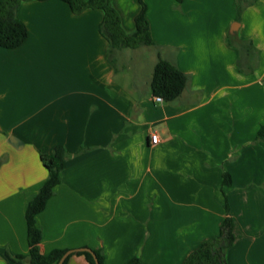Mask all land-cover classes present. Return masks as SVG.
Here are the masks:
<instances>
[{"label":"crops","instance_id":"obj_1","mask_svg":"<svg viewBox=\"0 0 264 264\" xmlns=\"http://www.w3.org/2000/svg\"><path fill=\"white\" fill-rule=\"evenodd\" d=\"M112 3L133 32L139 0ZM145 3L162 56L188 75L175 102L151 89L157 47L109 57L102 9L20 4L28 37L0 45V264H29L26 207L48 177L40 153L59 144L69 156L37 217L42 254L90 247L104 264H184L231 217L227 263L264 264V0H245L239 21L237 0ZM247 41L260 52L252 72L238 66ZM66 264L90 263L74 252Z\"/></svg>","mask_w":264,"mask_h":264},{"label":"trees","instance_id":"obj_2","mask_svg":"<svg viewBox=\"0 0 264 264\" xmlns=\"http://www.w3.org/2000/svg\"><path fill=\"white\" fill-rule=\"evenodd\" d=\"M23 1L28 0H0V45L6 48H16L24 43L28 37V28L18 15V8ZM70 5L72 10L80 13L88 8L102 9L105 12L101 24V31L108 39L110 46L108 55L112 58L118 51L124 48H137L140 46H154L158 48L159 60L155 65L151 89L155 96H160L166 102L177 101L188 83V75L182 71L175 60H169L162 56L160 46L155 43L150 30V22L146 16L147 4L145 0H139L141 9L136 16V27L131 33L126 32L122 25L118 10L112 0H63ZM182 2L183 0H177ZM255 1V0H254ZM238 21L246 7L245 0H237ZM240 58L238 66L240 70L252 72L255 59L260 55L259 50L252 42H243L238 46ZM258 139L264 140V124L258 132ZM69 152L64 145H57L51 153H40V157L48 170V177L39 191L29 201L26 212V224L28 242L30 246L29 264H57L66 250L56 249L50 254L40 252L39 244L43 238V230L38 225L37 217L45 209L48 200L55 194L56 188L61 183V174L64 170ZM231 177L224 175V184L229 185ZM236 241L235 221L227 217L222 225L221 235L217 238L207 239L194 250L184 264H228L226 259L227 249ZM100 261L104 264L105 257L100 249H93ZM77 254L85 255L90 264H96L94 256L90 252L81 251ZM26 258L17 256L12 261ZM70 256L65 260L66 264ZM125 264H144L139 256H134Z\"/></svg>","mask_w":264,"mask_h":264},{"label":"water","instance_id":"obj_3","mask_svg":"<svg viewBox=\"0 0 264 264\" xmlns=\"http://www.w3.org/2000/svg\"><path fill=\"white\" fill-rule=\"evenodd\" d=\"M81 251H86V252H90L95 259L96 264H100L99 258L96 254V252L90 248V247H80V248H75V249H70L68 251H66L62 257L60 258V260L58 261L57 264H64L65 260L74 252H81Z\"/></svg>","mask_w":264,"mask_h":264},{"label":"built area","instance_id":"obj_4","mask_svg":"<svg viewBox=\"0 0 264 264\" xmlns=\"http://www.w3.org/2000/svg\"><path fill=\"white\" fill-rule=\"evenodd\" d=\"M155 98L158 101H163L162 97H160V96H156ZM158 142H159V134L156 132H152L151 133V143L153 145H156Z\"/></svg>","mask_w":264,"mask_h":264},{"label":"rangeland","instance_id":"obj_5","mask_svg":"<svg viewBox=\"0 0 264 264\" xmlns=\"http://www.w3.org/2000/svg\"><path fill=\"white\" fill-rule=\"evenodd\" d=\"M135 63V62H137V59L135 60V57H134V59L132 60V63ZM117 65H118V67H121L118 63H117Z\"/></svg>","mask_w":264,"mask_h":264}]
</instances>
